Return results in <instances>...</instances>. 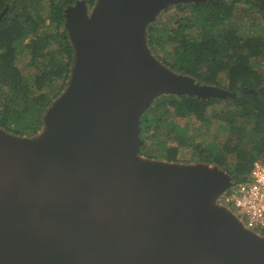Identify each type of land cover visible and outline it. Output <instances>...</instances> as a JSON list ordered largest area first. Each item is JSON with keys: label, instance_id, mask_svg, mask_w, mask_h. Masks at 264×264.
Returning <instances> with one entry per match:
<instances>
[{"label": "water", "instance_id": "obj_1", "mask_svg": "<svg viewBox=\"0 0 264 264\" xmlns=\"http://www.w3.org/2000/svg\"><path fill=\"white\" fill-rule=\"evenodd\" d=\"M187 1L68 9L76 60L45 132L0 129V264H264V236L216 202L236 185L228 172L140 155L155 96L231 95L172 73L147 48L146 26Z\"/></svg>", "mask_w": 264, "mask_h": 264}, {"label": "trees", "instance_id": "obj_2", "mask_svg": "<svg viewBox=\"0 0 264 264\" xmlns=\"http://www.w3.org/2000/svg\"><path fill=\"white\" fill-rule=\"evenodd\" d=\"M80 2L89 14L97 0H0V129L6 133L37 136L68 87L76 52L67 11ZM176 6L180 16L146 26L147 48L162 50L159 62L174 73L225 87L231 95H160L141 116L140 155L179 162L180 148L188 146L194 162L220 167L237 185L247 180L255 160L264 158V69L254 63L264 60V26L250 17L258 13L264 20V0H189L164 10ZM52 42H59L55 52L47 50ZM25 56L36 68L27 75L18 64ZM213 122H219L217 132L228 133L223 142H188L191 124L208 128ZM164 125L176 132L177 146L167 148L158 139ZM159 145L163 151L157 153ZM256 233L264 236V228Z\"/></svg>", "mask_w": 264, "mask_h": 264}, {"label": "rangeland", "instance_id": "obj_3", "mask_svg": "<svg viewBox=\"0 0 264 264\" xmlns=\"http://www.w3.org/2000/svg\"><path fill=\"white\" fill-rule=\"evenodd\" d=\"M179 11L178 7L176 6L165 11V10H162L160 11V13L157 15L156 19L153 20L151 23H155L157 22V20L160 18L161 19V22L165 23L168 21V19L172 16H175L178 14V16H180V13L177 12ZM255 16L256 18H258V21H259V26H264V20H262L261 18V15L258 14V13H254L253 15H251L250 17H253ZM48 23V21H47ZM251 23H248L246 26L249 27ZM59 43V42H58ZM58 43L55 42V43H51L50 47L47 48V50L49 51H52V52H55L57 49H58ZM159 51V52H158ZM158 51L154 50V51H149L151 54H152V57L159 62L158 60V57L160 55H163V51L158 49ZM28 57H22L20 60V62L18 63L20 68L22 69V71L24 72L25 75L27 74H30L32 72H35L36 71V68L28 65ZM256 67L260 70H263L264 69V60H259L257 59L256 61H254ZM172 73H174V71H172ZM226 80H223V86L227 85V83L225 82ZM225 89V87L223 88ZM159 97V96H155L154 97V100ZM173 112V110L171 111ZM170 119H173L172 121L176 124H180V125H184L185 123V120L184 119H181V118H178L176 116H173V114L171 115L170 114ZM219 128V122H213L208 128L206 127H200L198 125H195V123L191 124L189 126V131H188V142H190V144L192 143V141H196V142H211L213 140L215 141H218V142H223L227 136H228V133L224 132V131H221V132H217ZM45 128L40 131L42 134L43 132H45ZM168 131V134H164V132H167ZM154 134V131H153V128L150 127L147 131V135L148 136H152ZM175 136H176V132L175 131H171L169 129V127H167L166 125H164L161 129V135L158 136V139L161 140V141H166V147L167 148H170V147H175L178 145L176 139H175ZM154 151H156L157 153L158 152H162L163 149L162 147L159 145L154 147ZM192 154H193V151L190 147L188 146H185V147H181L180 148V153L178 155L180 161L179 162H173L177 165H191V164H197L196 162H194V160L192 159ZM143 159H147L149 161H152V162H155V163H161V162H165V163H168L166 162L165 160L163 159H148L146 158L145 156H142ZM191 161V162H190ZM211 167H213V165H210ZM220 168V167H219ZM233 181V180H232ZM222 195V194H221ZM220 195V196H221ZM220 196L218 198H220ZM217 198V200H218ZM217 204H220L219 201H216ZM227 207V206H226ZM230 210H232L231 208H229ZM242 224L245 226V228H247L246 224H245V220H242ZM248 229V228H247Z\"/></svg>", "mask_w": 264, "mask_h": 264}, {"label": "built area", "instance_id": "obj_4", "mask_svg": "<svg viewBox=\"0 0 264 264\" xmlns=\"http://www.w3.org/2000/svg\"><path fill=\"white\" fill-rule=\"evenodd\" d=\"M217 201L231 208L241 222L245 220L248 229L264 228V158L255 160L247 180L229 188Z\"/></svg>", "mask_w": 264, "mask_h": 264}]
</instances>
